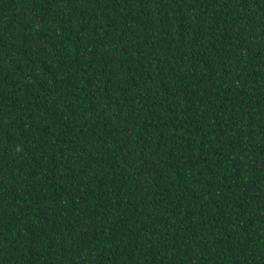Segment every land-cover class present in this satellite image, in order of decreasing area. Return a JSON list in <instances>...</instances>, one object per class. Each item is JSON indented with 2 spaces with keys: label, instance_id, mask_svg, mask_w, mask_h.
I'll list each match as a JSON object with an SVG mask.
<instances>
[{
  "label": "trees",
  "instance_id": "obj_1",
  "mask_svg": "<svg viewBox=\"0 0 264 264\" xmlns=\"http://www.w3.org/2000/svg\"><path fill=\"white\" fill-rule=\"evenodd\" d=\"M0 264H264V0H0Z\"/></svg>",
  "mask_w": 264,
  "mask_h": 264
}]
</instances>
